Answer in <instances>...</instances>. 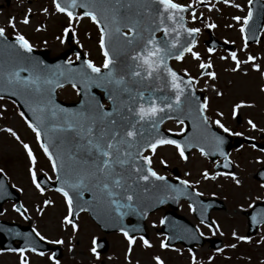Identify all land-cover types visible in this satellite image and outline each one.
Listing matches in <instances>:
<instances>
[{
    "label": "rangeland",
    "instance_id": "rangeland-1",
    "mask_svg": "<svg viewBox=\"0 0 264 264\" xmlns=\"http://www.w3.org/2000/svg\"><path fill=\"white\" fill-rule=\"evenodd\" d=\"M177 1L194 4L192 3L194 0ZM206 1L209 2V6L199 8L195 13V20L192 19L193 14L188 17L192 27L203 30L200 40L193 49L199 53L200 61L188 53L183 60L174 61L173 65L182 72L187 70L188 74L196 77L197 82L210 83L205 96L208 98L209 106L205 112L211 122L219 119L230 129L229 134L239 132L242 138L248 137L264 143V132L260 131L264 129V91H261V88H264V75H262L264 73V33L257 43L245 47L239 31L242 22L233 20L234 16L242 17L240 7L218 6L215 0ZM45 8L48 10L47 13L42 11ZM28 9H31L30 22L25 25L22 20ZM202 16L204 20L199 21ZM10 18H14L15 28L10 26ZM0 23L2 28L9 30V34H22L29 39L33 47L48 48L51 54L55 55L64 48V44H61V40L64 43L63 29L68 27L69 21L65 14L56 11L53 3L48 0H0ZM208 23L215 24L212 29L220 40L236 46L234 51L241 61L238 70L233 71L235 62L231 60L230 52L227 50L219 49L211 53L207 51L203 39L207 36L205 25ZM72 28L77 34L78 42L88 52V59L97 66L102 65L104 58L99 46L98 27L74 20ZM249 54L256 57L254 63L260 65L259 70L252 68L253 62L244 63ZM221 57L226 58L221 59ZM209 60L213 65L209 71L216 73L215 80L198 75L199 63L201 61L207 63ZM217 92L221 95H217ZM58 96L64 101H74L78 99V92L71 86H66L59 89ZM241 101L245 106L239 108L238 115L233 117V106ZM218 113L223 115H217ZM249 119L257 125L256 129H252L247 124ZM163 127L172 133L181 134L186 125L176 120H168L164 122ZM7 128L16 132L20 139L17 140L7 132L5 130ZM24 143L29 145L35 156L36 174L40 176L44 173L54 179L55 172L52 170L51 161L40 147L36 134L20 115L18 107L11 100L0 99V169H2L0 172L5 173L10 183L21 193L23 205L28 210L31 225L35 230L49 243L56 239L64 241L59 244L63 251L60 259L54 260L52 254L47 252H43L44 255L40 256L38 252L28 251L25 253L28 264H56V261H59V264H157L156 257H159L163 264H193V256L195 264H264V239H261L264 237V224L258 228L255 235L249 236V241H240L232 235L235 232L237 237L246 236L248 222L244 212L250 210L256 202L264 201V187H261L264 184L255 179L257 171L264 166V151L249 145H243L231 151L233 172L241 180V185L237 186L230 177L224 175L217 176L215 180L205 179L203 177L205 170L210 177L217 172L226 171L216 169V163L201 155L198 150L189 152L187 159L180 157L174 145L159 146L160 148H157L155 152L147 150L159 173L188 180L201 196L215 197L224 202L225 210L212 212L215 228L200 223L187 201H181L179 205V211L187 216L202 234L216 235L223 242L222 247L219 248L222 251L217 252L208 245L198 247L195 252L179 249L182 246L161 247V243L165 240V236L158 232L161 226L162 210L152 213L147 220L150 247H146L140 237H136L129 251L128 239L123 233H104L86 213L78 215L75 222L78 225L76 231L64 223L63 218L68 215V205L56 190L44 189L40 192L32 183L29 168L33 165L23 148ZM45 200L51 203L45 205ZM0 217L27 223L9 202L4 205ZM104 236L108 242L107 251L103 254L97 252L93 254L91 252V248L95 247L93 241ZM233 244L236 245L234 248L229 247ZM19 260L18 252L0 249V264H19Z\"/></svg>",
    "mask_w": 264,
    "mask_h": 264
},
{
    "label": "snow or ice",
    "instance_id": "snow-or-ice-1",
    "mask_svg": "<svg viewBox=\"0 0 264 264\" xmlns=\"http://www.w3.org/2000/svg\"><path fill=\"white\" fill-rule=\"evenodd\" d=\"M52 3L58 13L66 14L68 17V27L63 29L65 33L72 29L73 20L78 21L80 16L89 17L92 22L97 24L100 30L99 46L104 59L100 66L94 64L92 60L84 59L80 70L69 68L68 75L63 70H59L58 73L53 72L52 77H55V79L45 76L43 77V83L59 88L63 86L59 82V78L63 77L65 82L71 83V87L76 89V77L78 76L80 78L79 82L85 88L90 84H96L97 87L102 85L105 87L111 86L107 96L112 105L110 110H106L105 106L93 97L87 107L80 112L68 113L66 110L60 109V113H63V124L50 125L53 130L71 137L75 151H68V159L75 162L77 168L66 169L63 151L58 157H54L48 143L40 144L45 155L51 161L52 170L58 173L56 179L61 186L56 188V191L63 194L68 205V215L64 216V223L70 225L72 230L76 231L78 225L70 219L73 214V198L69 195V189L74 190L77 196H82L84 191L98 189L100 193L107 197L109 205L114 206V211L118 216L123 217L125 213L121 209H135L136 207L134 204V185L139 186V182H148L150 178H154L156 181H165L164 176L158 175L149 166L151 164L150 157L142 155L145 147L155 152L158 146L174 145L180 157L187 159L184 147L175 139L161 136L159 126L164 123L165 119L173 118L169 113L183 112L184 106H187L191 111L195 106L197 118L204 129L207 130L209 117L205 115V111L209 106V101L205 97L203 102H200V98L194 95V91H192L194 89V78L188 75L187 70L181 76L168 64V61L173 57L177 61L182 60L185 53H190L194 59L200 61L199 53L193 51V46L196 44L194 37L195 34L200 32V29L195 27L185 28L184 17L181 15L186 10H191L193 13L192 19L195 20V9L191 5H182L175 2V0H64L63 3L61 0H52ZM224 3H229V0H224ZM248 3L251 4L252 0H248ZM77 7L87 10L77 16L73 11ZM236 7L240 6L236 5ZM133 8H135L134 12L132 11ZM42 11L47 13L48 10L45 8ZM30 13L31 9H28L22 20L25 25L30 22ZM252 16L253 11L249 8L247 15L233 17V20L243 21L240 27L241 33L245 31V25H248ZM9 24L15 28L14 18L9 19ZM125 27L128 29L127 33L122 31V28ZM205 27L211 29L215 27V24L208 23ZM181 30L192 37L191 43L187 46L181 44ZM156 32L162 33L161 37L157 38ZM4 35L5 29L0 27V37H4ZM15 41L19 48L23 50V53L33 51L32 45L24 35L17 33ZM109 45L112 46V54H110ZM245 47H247V44H245ZM214 50L212 47L207 49L209 53ZM118 51L124 53V58L121 60L116 58L115 54ZM229 55L231 60L235 62L233 71L238 70L241 61L238 59L237 53L232 51ZM225 58L221 57V59ZM76 59L79 60L80 56L77 55ZM20 60L22 63L30 65V67L16 68L6 73L7 84L15 85L20 94L29 98L32 91L42 93V76L40 73L47 66L43 65V61L33 63L32 57L23 54H20ZM255 60L256 57L249 54L244 63L253 62L252 68L259 70L260 65L254 63ZM67 64L71 65L72 61L68 60ZM85 66L90 72L84 70ZM198 67L201 70L199 73L201 76H207L212 80L216 79L214 71H204L213 67L210 60L207 63L201 61ZM21 71L28 72L29 75L21 76ZM73 73L75 75H72ZM261 91H264V88H261ZM161 92L163 94H159ZM12 95H17V91H13ZM217 95H221V93L217 92ZM26 102L28 101L26 100ZM242 106H245L243 101L233 106V117L238 115L237 110ZM32 111L35 114L37 109L32 108ZM38 111L40 114L37 115L36 119L43 124L45 121L44 106L41 105ZM20 115L24 116L25 114L21 112ZM217 115L222 116L223 113ZM51 116L57 117V112L52 111ZM176 119L178 123H184L183 119L178 117ZM145 123L149 129L155 130L156 135L154 137L150 134L144 135ZM212 123L222 129L224 133L230 132V129L221 123L219 119L212 121ZM247 124L252 129L257 128V125L251 119L247 120ZM28 127L36 134L37 140H41L39 127L31 121L28 122ZM5 130L17 140L20 139L11 128ZM181 130L183 131V129ZM260 131L264 132V129H260ZM232 135L239 136L241 133L235 132ZM212 138L215 151L224 158V167L229 168L231 161L227 153L221 148L224 142L223 137L212 134ZM188 146L191 147L192 145L189 144ZM23 148L33 165L29 168L32 183L40 192H43L44 188L37 182V174L34 171L35 156L28 144L24 143ZM199 150L201 155L208 154L203 147H200ZM260 150L264 151V148ZM58 159L59 163L57 162ZM161 163H164V161H161ZM219 175L230 177L237 186L241 185V180L237 178L234 172H217L211 177L207 170L203 172L205 179L215 180ZM260 175L264 176V172H261ZM180 183L187 186L189 181L182 180ZM261 187H264V185H261ZM177 191L179 192V189ZM196 195L201 194L196 193ZM121 200L126 201V203H121ZM163 202V200H160V203ZM50 203L49 200L44 201L45 205ZM249 206L251 207V205ZM22 207V205L20 207L13 205L15 211L24 215L27 209L21 211ZM39 211H43V209H39ZM252 220L254 223L257 222L255 215ZM161 223H164L163 219ZM33 232L40 240L45 239L35 228ZM121 232L128 239L129 251H131V245L135 237L129 236V233L123 228H121ZM232 235L240 241L250 240L248 236L237 237L235 232ZM140 239L146 247H150L147 239H144L143 236ZM261 239H264V237ZM63 242L61 239L50 241V243L55 244H62ZM93 243L95 244V241ZM235 246L234 244L229 245L233 248ZM161 247H167V245L162 242ZM29 250L37 253L34 246H30ZM8 251L20 254L19 264H28L25 248L8 249ZM216 251L220 252L222 250L217 248ZM91 252L96 254V247H92ZM37 254L44 255L42 251ZM155 259L157 264H163L159 257ZM192 259L193 264H195V257L193 256ZM56 264H59V261H56Z\"/></svg>",
    "mask_w": 264,
    "mask_h": 264
},
{
    "label": "water",
    "instance_id": "water-1",
    "mask_svg": "<svg viewBox=\"0 0 264 264\" xmlns=\"http://www.w3.org/2000/svg\"><path fill=\"white\" fill-rule=\"evenodd\" d=\"M61 2L63 3L64 0H61ZM78 8L79 7L73 9L75 14L77 13ZM81 9L83 11L87 10L84 8ZM132 11L134 12L135 8H133ZM184 13L185 12L181 13L183 17ZM183 23L184 27L187 28L185 19ZM255 25L254 20L251 19L246 26L248 38L252 41H256L260 34V29L259 31L254 30ZM124 29L127 28H122V31ZM197 34H195V39L197 37ZM161 35L157 36V38L161 37ZM180 39L181 44L183 46H187V44L191 43L192 37H189L185 31L181 30ZM212 41L215 40L213 39ZM220 45L222 44L220 43ZM210 46L214 48L217 47L218 44L210 43ZM111 47L112 46L109 45L110 54H112ZM68 53L69 52H65L64 54L57 57H50L49 51L46 49H33L31 53H23V50L19 48L18 44H16L15 37H8L6 35H4V37H0V97L7 96L13 98L20 106L27 119L39 127L41 131V141L42 143L49 144V149L53 153L54 157H58L61 151H63L65 168L75 169L78 166L75 164V162L68 159V151H75L73 142L71 141V137L66 135L65 133L53 130L50 125L63 124V113H60V109H64L68 113H76L84 110L87 107L88 103L92 101L93 97L99 103H102L103 97L108 100L107 96L110 92L111 86L105 87L102 85L100 87H97L96 84H90L87 88H85L81 85V83L79 82L80 78L77 76L76 80L80 97L79 101L64 102L59 100L57 97L58 88H56L54 85L44 84L43 77L46 76L55 79V77H52L53 72L58 73L59 70H63L65 74L68 75L69 68L80 70L84 60L75 63L72 62L71 65H68L66 61ZM20 54L32 57L33 63L37 61H43V65L47 66L46 68H44V71L40 73V75L42 76L41 88L43 89V92L36 93L35 91H32L30 98L20 94L18 88L15 85H9L6 82V73L11 72L16 68L22 69L25 67H30V65L21 62ZM115 55L118 60L124 58L123 52L118 51V53ZM169 62L170 60L168 61V64ZM84 70L90 72V70L86 69V66ZM178 74L183 76V74L181 73ZM20 75L26 76L29 75V73L21 71ZM72 75H75V73H73ZM59 82L63 86L68 84L71 85V83L65 82L63 77L59 78ZM13 91H17V95H12ZM100 91L103 92L104 95H101ZM192 91H194V95L196 97L200 98V102H203V95L200 92H197L195 88ZM159 94H163V92ZM26 100L28 102H26ZM82 101L84 102L83 104ZM41 105H43L45 108V121L43 124H41L36 119L37 115L40 114L38 110ZM111 107L112 105H110V107H105V109L110 110ZM32 108L37 109V112L35 114L33 113ZM52 111L57 112V117L51 116ZM169 115L173 117L172 119H176L177 117L179 119H183V121L186 123V130L183 134L177 136L164 130L162 127L163 124H161L159 126V133L165 138L177 140L184 147L186 156H188L192 148H196L199 150L200 147H203L208 153L206 156L212 158L213 160L223 158L219 155L218 152L215 151L213 147L212 134L223 137L224 142L221 145V148L225 151V153H227L228 158L230 150L234 146H241L244 142L254 143L259 147H264V144L256 143L252 139L241 137L233 138L227 133L220 131L216 126L212 125L210 121L207 130H205L204 126L200 124L197 118L195 106H193L191 111H189L187 106H184L183 112H173L169 113ZM166 120L169 119H165L164 122ZM149 134L154 137L156 135V132L155 130L149 129L147 127V124L145 123L144 135L147 136ZM189 144H191L192 146L189 147ZM146 149L147 148L145 147L144 151ZM57 162L59 163V159L57 160ZM220 167L225 168L224 160ZM225 169L233 170L232 162L230 167ZM261 172H264V167L257 172L255 177L264 181V176L260 175ZM57 175L58 173L56 172V176ZM180 181H182V179H172L165 177V181H156L154 178H150V181L148 182H139V186L134 185V204L136 205V207L135 209H121V211L125 213L123 217L118 216V214L114 211V206L109 205L107 197L100 193L98 189L95 191H84L82 196H77L74 190L69 189V195L73 198L72 220L75 221L77 214L82 212L80 209H85L83 211H87L90 216L106 232L121 231V228H123L129 233L130 236H134L135 234H142L146 238H148L149 236L148 232L146 231V220L149 214L152 211H155L157 208L167 204L171 207V210L168 211L164 217L163 231L169 235V240L166 243L169 245L182 243L188 247H194L196 243L202 245L204 244L205 240L198 234L195 226L184 215L177 213L179 201L181 199L189 200L194 207L195 216L199 220L210 224H212L210 212L214 209H224L225 204L223 201L218 199H205L200 195H196L197 192L193 190V188L189 184L185 186L182 185ZM39 182L43 187L58 188L61 186L60 182L57 179L56 181L51 182L44 175L39 177ZM177 189H179V192L177 191ZM10 198L16 199L18 201L20 200L19 194L12 187H10V185L7 183L6 177L0 175V208L1 204L5 200ZM160 200H163L164 202L160 203ZM121 203H126V201L121 200ZM17 207H20V201L17 204ZM246 214L249 219L248 232L249 234H253L256 232L257 228L262 223H264L261 222L264 221V202L257 203L250 211L246 212ZM254 215L257 218L256 223H254L252 220V217ZM17 233H19V235H17ZM0 236V244L3 248H30V246H34L37 250H53L54 257L56 259L62 256V250L60 246H50L45 241L40 240L39 237L35 235L30 226H21L6 221H0ZM15 240L20 241L19 245H14ZM220 243V240L215 239L212 247H218ZM97 245L100 248V252H105L108 249V242L105 238L99 240Z\"/></svg>",
    "mask_w": 264,
    "mask_h": 264
},
{
    "label": "flooded vegetation",
    "instance_id": "flooded-vegetation-1",
    "mask_svg": "<svg viewBox=\"0 0 264 264\" xmlns=\"http://www.w3.org/2000/svg\"><path fill=\"white\" fill-rule=\"evenodd\" d=\"M52 3V0H48ZM196 1V0H194ZM192 2L194 3L195 5L196 4H199L200 2H204L203 0H199L198 2ZM175 2H178V3H187L186 1H177L175 0ZM189 2V1H188ZM261 3H264V0H262ZM225 6H233V5H239L240 6V10H241V13H242V17L247 15V12H248V9L250 8V4L248 3V0H241V2H238V0H229V3L225 4L223 3ZM257 4V3H255ZM187 5H191V4H187ZM261 7V6H260ZM258 7L255 11V14L258 15V13L260 12L261 16L264 18V4L263 6L261 7ZM81 13H78L77 16H80ZM193 13H188L187 14V18L192 15ZM224 15H228V14H225V13H222ZM229 16V15H228ZM80 21H83L84 23H88L90 25H92L93 27H98L97 24H95L94 22H92V20L89 18V17H83V16H80ZM87 20V21H86ZM69 21V20H68ZM188 21L190 22V19L188 18ZM200 21H203V16L200 17ZM241 22L243 23V21L241 20ZM191 23V22H190ZM241 23V24H242ZM2 24V23H0ZM241 27V26H240ZM240 27H239V31H240ZM92 29V28H91ZM6 31L9 32L8 29H6ZM128 30H124L125 33H127ZM241 32V31H240ZM98 33L100 34V30H99V27H98ZM263 33H264V29H263ZM160 34V33H159ZM77 34L75 31H73V28L70 29V31L68 33H65L64 32V43H62V40H61V44H64V48L62 49L61 52L59 53H62V52H69L68 53V59L69 60H72V61H75L77 60L76 57H77V53L78 52H81L82 54H85L87 56L88 52L86 51V49L78 42L77 40ZM100 39V37H99ZM51 51V50H50ZM102 52V50H101ZM56 55V54H55ZM176 68V67H175ZM178 70H180L179 68H176ZM201 71V70H200ZM200 71L198 72V75L201 76L199 73ZM202 77V76H201ZM194 78V83H195V86L201 90L203 93H204V96H206V94L208 93L207 92V87H208V82H197L196 81V77L193 76Z\"/></svg>",
    "mask_w": 264,
    "mask_h": 264
}]
</instances>
